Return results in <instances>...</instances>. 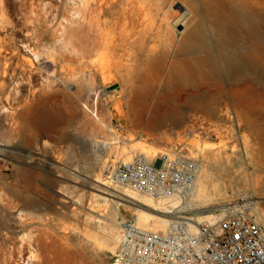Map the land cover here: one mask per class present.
Here are the masks:
<instances>
[{"label":"rangeland","instance_id":"1","mask_svg":"<svg viewBox=\"0 0 264 264\" xmlns=\"http://www.w3.org/2000/svg\"><path fill=\"white\" fill-rule=\"evenodd\" d=\"M135 3L149 12L129 35L128 0H0V264H115L122 226L112 233L106 213L120 199L130 221L139 203L108 175L133 147L184 148L211 172L208 187L227 188L228 201L264 199V90L256 85H236L225 72L190 79L177 91L185 124L146 135L130 122L135 81L155 73V58L172 59L167 21L188 0ZM240 40L239 50L250 47Z\"/></svg>","mask_w":264,"mask_h":264},{"label":"bare ground","instance_id":"2","mask_svg":"<svg viewBox=\"0 0 264 264\" xmlns=\"http://www.w3.org/2000/svg\"><path fill=\"white\" fill-rule=\"evenodd\" d=\"M135 1L128 0L132 6L125 11L128 20L126 25L130 29L129 35L132 34L136 21L142 18V14L146 17V13L149 12L147 5L138 6ZM260 6H264V0H188L185 9L179 11L178 18H174L171 22L167 21L170 43L174 47V51L171 53L172 59L158 62L159 60L155 58L156 61L153 62L156 64L153 67L155 73L150 76L138 77L135 81L137 84L132 88V101L130 99L131 103L128 106V117L132 125L136 129L143 130L144 134L151 135L159 132L161 128L167 125L181 126L185 124L188 107L179 103L177 91L188 84L190 79H195L200 83L203 78L216 79V76L225 72L236 85H250L251 83L264 90V12L257 11ZM140 29L142 28L140 27ZM241 37L248 38L250 47L239 50ZM229 47L237 50L229 49ZM199 53H204L205 56L200 55L202 56L200 57L198 56ZM28 109L30 108H26L22 115L24 120L28 118ZM94 116L103 123L97 113ZM45 123L48 127L46 134H53V131L49 129L50 118H46ZM64 134L59 131L61 140L70 138L69 135ZM262 135L264 136V131ZM117 138L120 140L119 137ZM261 149L264 153V141H262ZM250 151V148H247V154ZM135 152L150 156L157 150L138 151L133 147L129 151H122L120 153L121 158L130 162L133 159V155L130 154ZM195 159L199 162V171L188 194H176L168 198L155 199L146 194L123 189L124 196L139 203L136 206L138 208H133L134 211H130L137 226L155 232L165 231L171 219L168 215L153 212L162 207L166 214H180L179 211L196 212L206 209L197 212L192 218L178 216L179 218L190 219L194 223L215 222L220 218H216L209 209L219 207L221 211L224 208V203L229 199L225 195L227 188L208 187V183L212 180L211 172L205 168L200 160ZM117 162L118 157L114 160V163ZM107 191L115 195L110 190ZM222 202H224L223 205ZM121 207L126 208L122 200H116L113 202V208L110 212L106 213L111 222L112 233H119V225L123 228L126 222ZM127 210L129 209L127 208ZM262 216L264 217L263 213Z\"/></svg>","mask_w":264,"mask_h":264},{"label":"built area","instance_id":"3","mask_svg":"<svg viewBox=\"0 0 264 264\" xmlns=\"http://www.w3.org/2000/svg\"><path fill=\"white\" fill-rule=\"evenodd\" d=\"M193 157L184 148L135 153L112 166L108 182L155 199L188 194L199 171ZM219 212L215 222L202 223L171 213L161 232L126 221L115 264H264V199L237 196Z\"/></svg>","mask_w":264,"mask_h":264}]
</instances>
